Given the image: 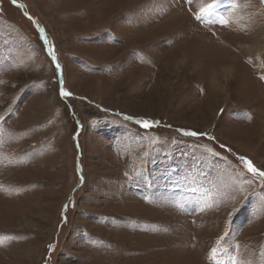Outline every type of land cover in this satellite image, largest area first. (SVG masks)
Masks as SVG:
<instances>
[{
    "label": "rangeland",
    "instance_id": "1",
    "mask_svg": "<svg viewBox=\"0 0 264 264\" xmlns=\"http://www.w3.org/2000/svg\"><path fill=\"white\" fill-rule=\"evenodd\" d=\"M262 109L264 0H0V264H264Z\"/></svg>",
    "mask_w": 264,
    "mask_h": 264
},
{
    "label": "snow or ice",
    "instance_id": "2",
    "mask_svg": "<svg viewBox=\"0 0 264 264\" xmlns=\"http://www.w3.org/2000/svg\"><path fill=\"white\" fill-rule=\"evenodd\" d=\"M13 2L15 3L16 0H13ZM210 7H211V6H209V9H201V12L204 13V12L210 10ZM196 18H197V19H201V16H197ZM221 23H225V24H226V23H228V22H227V21H221ZM53 58L55 59L54 54H53ZM57 68H58V69L60 68V65H59V64H57ZM64 94L67 95L68 93H64ZM128 119H132V117H128ZM138 122H139V121H138ZM143 126H144L145 128H147V127L150 126V124H149L148 121H144V122H143ZM189 134H190V135H196L197 133H189ZM240 159H241V161L244 163L245 167L247 168V170H248L250 173H252V174H254V175H257V176H259L260 178H264V171H261L260 169L256 168V167L253 165V163H252L251 160L247 159L246 157H240ZM216 251H217V249H212V253H213V254H215Z\"/></svg>",
    "mask_w": 264,
    "mask_h": 264
},
{
    "label": "bare ground",
    "instance_id": "3",
    "mask_svg": "<svg viewBox=\"0 0 264 264\" xmlns=\"http://www.w3.org/2000/svg\"><path fill=\"white\" fill-rule=\"evenodd\" d=\"M262 52L263 51V46H261V48H259V52ZM181 62V61H180ZM226 70H227V72L230 74V73H232L233 72V70H234V67L230 64V65H228L227 67H226ZM224 72V71H223ZM213 82H214V84H213ZM211 85L213 86V85H215V79H214V81H212L211 82ZM260 120L262 119L263 121H264V109H262V110H260ZM3 215V214H2ZM3 217V216H2ZM0 225H2V223H0Z\"/></svg>",
    "mask_w": 264,
    "mask_h": 264
}]
</instances>
